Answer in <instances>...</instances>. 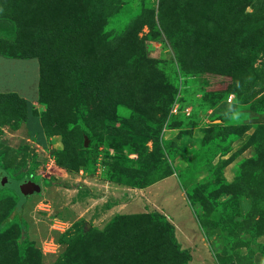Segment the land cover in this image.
Here are the masks:
<instances>
[{
	"label": "rangeland",
	"instance_id": "374dc122",
	"mask_svg": "<svg viewBox=\"0 0 264 264\" xmlns=\"http://www.w3.org/2000/svg\"><path fill=\"white\" fill-rule=\"evenodd\" d=\"M0 165V264H264V0H0Z\"/></svg>",
	"mask_w": 264,
	"mask_h": 264
},
{
	"label": "water",
	"instance_id": "95a60500",
	"mask_svg": "<svg viewBox=\"0 0 264 264\" xmlns=\"http://www.w3.org/2000/svg\"><path fill=\"white\" fill-rule=\"evenodd\" d=\"M5 181H6V179H5ZM21 192L24 196H29V195H33L35 193H40L41 192V185L30 180V179H26L22 183Z\"/></svg>",
	"mask_w": 264,
	"mask_h": 264
},
{
	"label": "trees",
	"instance_id": "16d2710c",
	"mask_svg": "<svg viewBox=\"0 0 264 264\" xmlns=\"http://www.w3.org/2000/svg\"><path fill=\"white\" fill-rule=\"evenodd\" d=\"M0 168L3 169L9 175L8 171L6 170L7 168L5 166L0 165ZM16 208L21 211L20 205L18 203L16 204ZM155 214H157V216H159V218H161L164 222H166L167 224H169L168 221L165 219L164 216L160 215L159 213H155ZM0 229H1V227H0Z\"/></svg>",
	"mask_w": 264,
	"mask_h": 264
},
{
	"label": "crops",
	"instance_id": "0c3cea01",
	"mask_svg": "<svg viewBox=\"0 0 264 264\" xmlns=\"http://www.w3.org/2000/svg\"><path fill=\"white\" fill-rule=\"evenodd\" d=\"M116 208H118V207H113L111 210H110V212H114L113 210H115Z\"/></svg>",
	"mask_w": 264,
	"mask_h": 264
},
{
	"label": "flooded vegetation",
	"instance_id": "af4514ba",
	"mask_svg": "<svg viewBox=\"0 0 264 264\" xmlns=\"http://www.w3.org/2000/svg\"><path fill=\"white\" fill-rule=\"evenodd\" d=\"M37 183V182H36Z\"/></svg>",
	"mask_w": 264,
	"mask_h": 264
}]
</instances>
